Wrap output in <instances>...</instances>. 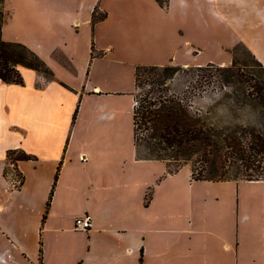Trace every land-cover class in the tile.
<instances>
[{
    "label": "crops",
    "instance_id": "obj_1",
    "mask_svg": "<svg viewBox=\"0 0 264 264\" xmlns=\"http://www.w3.org/2000/svg\"><path fill=\"white\" fill-rule=\"evenodd\" d=\"M241 1H4L2 38L25 41L52 77L19 66L21 84L0 80V264H264V179L168 173L133 138L135 66H189L199 43L167 50L168 23H229L222 7ZM18 149L32 157L10 162Z\"/></svg>",
    "mask_w": 264,
    "mask_h": 264
},
{
    "label": "trees",
    "instance_id": "obj_2",
    "mask_svg": "<svg viewBox=\"0 0 264 264\" xmlns=\"http://www.w3.org/2000/svg\"><path fill=\"white\" fill-rule=\"evenodd\" d=\"M5 0H0V80L7 83L23 82L19 66H26L52 77L45 61L20 41L5 40L1 36ZM165 7L168 0H156ZM99 18L92 12V22ZM233 58L229 64L188 66L198 71L211 68L219 76L222 95L232 98L230 110H246L253 119L217 126L208 121L200 109H190L182 97L167 94L166 80L178 64H137L134 69V89L140 84L148 90L133 105V138L138 158L163 160L168 173L189 164L191 176L200 180L264 179V65ZM147 76L146 79L141 75ZM135 91V90H134ZM75 117V112L73 118ZM143 143L145 152L137 153ZM32 156L22 149L8 150L7 158L17 160ZM56 177V175H55ZM22 179L19 180V184ZM51 193L46 201L48 207ZM46 212L42 215L45 219ZM40 251V250H39Z\"/></svg>",
    "mask_w": 264,
    "mask_h": 264
},
{
    "label": "rangeland",
    "instance_id": "obj_3",
    "mask_svg": "<svg viewBox=\"0 0 264 264\" xmlns=\"http://www.w3.org/2000/svg\"><path fill=\"white\" fill-rule=\"evenodd\" d=\"M216 5L219 4L216 2ZM222 8L225 15L232 17L231 22L220 24L210 17L206 22L202 16L196 19L181 17L172 20L166 28L167 31H171L170 37L165 40L166 49H171L178 41L184 42L185 38H189L199 42L193 45L194 55L190 58L189 66L229 64L234 57L251 64L259 61L264 65V0L254 2L244 0ZM215 11L217 10L212 9V12ZM175 26L183 28L184 33L175 34L173 31ZM14 41L26 43L18 39ZM195 61L197 65H194ZM166 63L168 62L165 58L164 62L153 64ZM172 71V77L168 78L163 86L167 88V94L179 95L190 105L191 110L200 109L209 122L221 126L253 119V115L246 110L237 107L230 110L229 106L233 105V99L222 95V90L226 87L211 68L198 71L186 66ZM141 78L146 79L147 76L142 74ZM148 88L146 84L137 86L134 91L135 98L139 99L143 96ZM144 152L143 143H140L137 153L141 156Z\"/></svg>",
    "mask_w": 264,
    "mask_h": 264
},
{
    "label": "built area",
    "instance_id": "obj_4",
    "mask_svg": "<svg viewBox=\"0 0 264 264\" xmlns=\"http://www.w3.org/2000/svg\"><path fill=\"white\" fill-rule=\"evenodd\" d=\"M91 225L90 216L88 214L78 215L74 218V229L79 231H87Z\"/></svg>",
    "mask_w": 264,
    "mask_h": 264
}]
</instances>
